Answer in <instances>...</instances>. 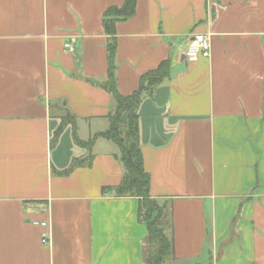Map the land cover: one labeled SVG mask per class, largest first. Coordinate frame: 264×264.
Returning <instances> with one entry per match:
<instances>
[{
    "label": "crops",
    "instance_id": "0c3cea01",
    "mask_svg": "<svg viewBox=\"0 0 264 264\" xmlns=\"http://www.w3.org/2000/svg\"><path fill=\"white\" fill-rule=\"evenodd\" d=\"M124 0H0V264H145L146 226L109 128L104 12ZM122 96L170 61L137 110L150 196L168 204L170 264H264V0H137L116 24ZM195 33L207 59L187 63ZM70 44L72 51L64 46ZM34 222H45L42 228ZM48 245L41 243L42 234Z\"/></svg>",
    "mask_w": 264,
    "mask_h": 264
},
{
    "label": "trees",
    "instance_id": "16d2710c",
    "mask_svg": "<svg viewBox=\"0 0 264 264\" xmlns=\"http://www.w3.org/2000/svg\"><path fill=\"white\" fill-rule=\"evenodd\" d=\"M137 0H124L120 7H109L103 14L102 26L107 36V77L101 86L112 97L115 108L108 115L109 128L93 135L87 141H80L75 133V118L69 113L61 117L54 133L52 145L67 125L72 126L74 143L87 150L83 160L73 159L68 169L60 173L69 175L75 168L89 166L92 161L91 149L98 138L113 142L118 148V158L123 166V176L118 186L102 188V194L111 192L116 198H135L138 201V219L146 226L145 264H170L171 242L165 233L168 204L152 199L149 193L150 180L143 168L142 153L138 138L137 110L143 96L151 97L154 89L170 76V61H162L154 70L142 75L138 88L128 96L118 93L115 79L116 24L135 14Z\"/></svg>",
    "mask_w": 264,
    "mask_h": 264
},
{
    "label": "built area",
    "instance_id": "2783aa9c",
    "mask_svg": "<svg viewBox=\"0 0 264 264\" xmlns=\"http://www.w3.org/2000/svg\"><path fill=\"white\" fill-rule=\"evenodd\" d=\"M64 47L72 51L70 44H66ZM210 49V36L206 33H195L188 40L187 48L184 53V60L187 63H196L200 59H207L210 56ZM261 142L264 147V129L262 132ZM34 224L39 225L42 228L46 227L45 222H34ZM41 243L45 246L49 243L48 237L45 233L42 234Z\"/></svg>",
    "mask_w": 264,
    "mask_h": 264
},
{
    "label": "rangeland",
    "instance_id": "374dc122",
    "mask_svg": "<svg viewBox=\"0 0 264 264\" xmlns=\"http://www.w3.org/2000/svg\"><path fill=\"white\" fill-rule=\"evenodd\" d=\"M163 221H165L166 223V227H165V233H168V228L170 227V218L169 216H167Z\"/></svg>",
    "mask_w": 264,
    "mask_h": 264
}]
</instances>
